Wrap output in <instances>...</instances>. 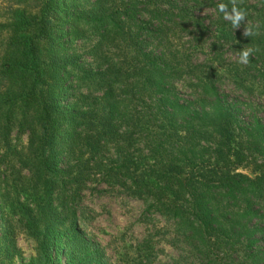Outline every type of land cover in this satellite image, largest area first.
Listing matches in <instances>:
<instances>
[{"label": "trees", "instance_id": "16d2710c", "mask_svg": "<svg viewBox=\"0 0 264 264\" xmlns=\"http://www.w3.org/2000/svg\"><path fill=\"white\" fill-rule=\"evenodd\" d=\"M7 1L0 157L27 172L31 203L7 206L32 264H51L62 235L66 264H102L75 206L92 180L148 202L192 264H264V120L250 98L264 100V0ZM220 3L245 20L233 27Z\"/></svg>", "mask_w": 264, "mask_h": 264}, {"label": "rangeland", "instance_id": "374dc122", "mask_svg": "<svg viewBox=\"0 0 264 264\" xmlns=\"http://www.w3.org/2000/svg\"><path fill=\"white\" fill-rule=\"evenodd\" d=\"M15 17L17 16L12 13L9 2L0 0V57L9 26ZM77 46L79 48L82 45ZM200 58L203 59L204 56L201 55ZM222 87L235 95V89L230 82L225 81ZM183 90L188 91L187 88ZM250 98L254 103L261 104L260 117L264 120L263 97ZM11 139L12 144L24 146L27 136H18L16 131H12ZM1 150L0 155L3 154ZM5 164L0 157V193L4 196V201L0 200V264H32L36 261L35 241L23 227L25 222L13 212L11 206H7L18 194L20 201L31 203L33 197L27 195V188L30 186L25 183V189L21 192L19 187L24 183L27 172L22 170L19 173L17 166L14 169L10 163L7 166L11 168H6ZM239 170L250 172L249 168ZM78 189L75 206L82 234L98 250L102 264H174L175 261L177 264H192V257L184 246L171 243V222H167L158 212L147 211L148 202L142 198L120 195L93 180ZM54 196L56 208L60 210L56 193ZM64 237L61 236L59 245L52 252L51 264H66ZM148 252L151 258L146 263L144 258Z\"/></svg>", "mask_w": 264, "mask_h": 264}, {"label": "clouds", "instance_id": "9594fccd", "mask_svg": "<svg viewBox=\"0 0 264 264\" xmlns=\"http://www.w3.org/2000/svg\"><path fill=\"white\" fill-rule=\"evenodd\" d=\"M218 10L221 13H224V18L230 20L233 27L237 28L242 21L245 20L246 13L243 10H239L236 7H233L229 12L227 6L224 3H220L218 5ZM245 36L250 37L253 35V31L251 29H245ZM252 49H242L240 53V63L246 64L249 60V55L252 52Z\"/></svg>", "mask_w": 264, "mask_h": 264}]
</instances>
